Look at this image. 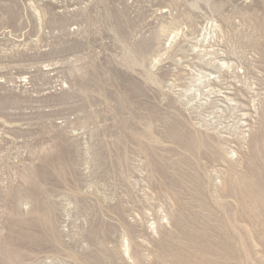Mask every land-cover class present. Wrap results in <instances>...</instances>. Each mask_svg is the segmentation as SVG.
Listing matches in <instances>:
<instances>
[{"label": "rangeland", "instance_id": "374dc122", "mask_svg": "<svg viewBox=\"0 0 264 264\" xmlns=\"http://www.w3.org/2000/svg\"><path fill=\"white\" fill-rule=\"evenodd\" d=\"M0 264H264V0H0Z\"/></svg>", "mask_w": 264, "mask_h": 264}]
</instances>
